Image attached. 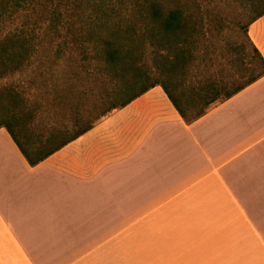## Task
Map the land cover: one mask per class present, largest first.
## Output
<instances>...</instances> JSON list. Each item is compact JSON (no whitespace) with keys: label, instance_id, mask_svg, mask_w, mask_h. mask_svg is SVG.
I'll return each instance as SVG.
<instances>
[{"label":"crops","instance_id":"1","mask_svg":"<svg viewBox=\"0 0 264 264\" xmlns=\"http://www.w3.org/2000/svg\"><path fill=\"white\" fill-rule=\"evenodd\" d=\"M0 264H264V76L193 122L155 86L36 165L0 128Z\"/></svg>","mask_w":264,"mask_h":264},{"label":"trees","instance_id":"2","mask_svg":"<svg viewBox=\"0 0 264 264\" xmlns=\"http://www.w3.org/2000/svg\"><path fill=\"white\" fill-rule=\"evenodd\" d=\"M227 1L120 0L91 15L84 9L85 0H0V81L49 61L52 55L58 61L64 59L73 43L74 69L65 72L71 78L63 83L67 94L81 96L82 81L89 73L102 84L96 101L103 106L99 114L87 118L81 101L58 102L65 119L53 120L49 102L43 111L44 106L30 102L19 85H0V128L9 131L27 160L36 165L155 86H162L184 119L193 122L264 76V57L249 36V26L264 15V0H250L254 15L244 24L226 13ZM20 18L32 25L23 21L9 31V24ZM235 24L243 30L255 59L250 62L254 65L251 75L229 85L228 78L210 76L214 67L222 66L211 50H204L202 66L195 69L194 63L208 33L221 35ZM56 42L58 48L50 53ZM238 48L237 61L246 66V45L240 43ZM193 68L200 84L183 94L174 83L175 76L187 75ZM42 111L48 116L42 117ZM12 119L26 124L38 121L39 133L22 141Z\"/></svg>","mask_w":264,"mask_h":264},{"label":"rangeland","instance_id":"3","mask_svg":"<svg viewBox=\"0 0 264 264\" xmlns=\"http://www.w3.org/2000/svg\"><path fill=\"white\" fill-rule=\"evenodd\" d=\"M118 1L120 0H85L84 9L87 14L92 15L96 10L101 8V6H103L102 8L111 7ZM224 6L226 13L233 21L236 22L240 21L243 24L247 23L254 15L255 7L252 5L250 0H229L224 4ZM23 21L32 25L29 22L30 20H27V18H20L17 19L16 22L9 24V31L16 30L18 26L24 23ZM39 30L41 31V29ZM214 35L212 36V34L208 33L207 37L203 38L202 43H200L197 50L198 59L194 63V66L196 67L201 64V59L204 57V50H211V52L214 53L213 58L221 62L222 66L214 67L212 70L213 72H211L212 74H209L210 76L217 79L228 78L229 81L227 83H229V85H232L234 80H242L249 77L251 75V69L254 67V65L250 62H252V59H255V56L251 45L245 38L243 30L235 24L232 29L226 31L225 33L219 35L214 32ZM240 43L245 44L247 48V55L244 56L246 66H241L238 62L239 60L237 61V59H239L238 47ZM54 44L55 45L51 46L50 50H48L50 53L52 50L56 51L58 48V42ZM75 46L76 45L73 43L69 44L66 49V57L64 59L58 61L54 58V55H52V59L49 61L46 60L40 65L38 64L34 66L27 72H20L13 76L6 77L0 81V85H19L22 91L28 93L31 99L30 102H35L36 105L42 104L44 106V108L41 109L43 111L46 107V103L48 104L49 102L51 109L49 113L53 115L51 116L53 120L65 119L64 115L60 116L63 112L57 106V103H61L62 101H81V103H84L87 118L94 117L99 114L103 108L102 101H96V95L102 87L101 82H96L94 77H90L89 73H86L84 76L86 77V80L82 81L80 88L81 93L82 91L83 93L79 97L74 96V98L71 94H67L65 89L66 85H63L64 82H70L69 78H71V75H66L65 72H69L74 69V65L72 64L73 61H71L74 54L71 53L74 51ZM42 55L43 51L40 52V57H42ZM202 65L203 64H201V66ZM246 68L249 69L246 70ZM195 69H197V67ZM195 69L193 68L191 73L187 75L180 73L175 76L176 78L174 83L179 85V87H177L179 92L183 94L189 93L192 86L200 84V82L195 80L197 78L195 75ZM91 73H93L92 76H95V72ZM202 77H205V75L200 76V78ZM71 84L72 82L70 85ZM58 89L61 90L59 94L57 93ZM67 89H69L68 86ZM43 111L41 116H48L47 114H43ZM10 122L19 134L21 140L24 142L27 141V138H34L36 137V134L39 133L37 132L38 128L35 125L38 121L34 124H26V121L12 119Z\"/></svg>","mask_w":264,"mask_h":264}]
</instances>
